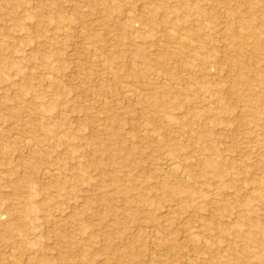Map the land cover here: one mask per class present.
Listing matches in <instances>:
<instances>
[{"label": "rangeland", "instance_id": "rangeland-1", "mask_svg": "<svg viewBox=\"0 0 264 264\" xmlns=\"http://www.w3.org/2000/svg\"><path fill=\"white\" fill-rule=\"evenodd\" d=\"M0 264H264V0H0Z\"/></svg>", "mask_w": 264, "mask_h": 264}, {"label": "bare ground", "instance_id": "bare-ground-1", "mask_svg": "<svg viewBox=\"0 0 264 264\" xmlns=\"http://www.w3.org/2000/svg\"><path fill=\"white\" fill-rule=\"evenodd\" d=\"M164 118L168 123H172L174 120V119H172V117L170 115H166ZM169 165L171 167L170 168L171 171H173L175 173H181L182 172L180 166L173 159H170ZM189 239H190V241H192L194 243L199 242V235L195 231L192 230L189 232Z\"/></svg>", "mask_w": 264, "mask_h": 264}]
</instances>
